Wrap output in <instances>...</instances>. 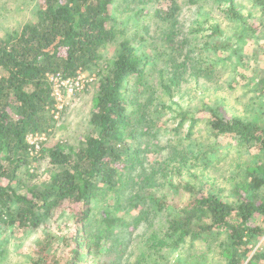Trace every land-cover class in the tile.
I'll use <instances>...</instances> for the list:
<instances>
[{
	"label": "trees",
	"instance_id": "trees-1",
	"mask_svg": "<svg viewBox=\"0 0 264 264\" xmlns=\"http://www.w3.org/2000/svg\"><path fill=\"white\" fill-rule=\"evenodd\" d=\"M38 1L34 21L0 38V223L36 229L66 204L73 221L46 230L30 264H89L90 258L102 255L110 230L129 226L119 216L121 210L133 216L134 225L151 220L153 226L143 239L141 259L132 264H209V252L214 249L226 264H264V196L259 195L264 188V110L241 113L228 105L229 93L238 87L234 78H242L236 68L241 64L185 52L184 43L175 39L177 0H164L165 8L157 10L164 25L162 68L159 61L134 47L131 39L119 40L112 13L115 0ZM251 1L264 18V0ZM187 2L225 5L227 20L244 23L236 0ZM209 21L205 17L197 26L194 23L189 35L210 40L213 45L204 42L208 52L228 47L217 43L221 26L215 21L212 33L201 35ZM116 42L118 55L106 60L109 46ZM94 67L100 69L101 80L90 129L77 146L57 142L42 149L50 167L22 193L21 182L12 183L20 168L29 164L27 136L44 132L46 116L55 110L53 79L68 80ZM227 68L232 78L224 80L230 83L225 96L216 83L222 78L221 69ZM190 80L204 99H216L217 106L203 118L195 112L204 111L207 103L197 110L173 108V100ZM251 90L257 97L249 102L255 104L264 96V76ZM168 115L173 127L165 120ZM200 121L206 126L197 140L194 135ZM160 137L165 138L164 158L159 169H149L145 155L151 146L143 143L147 138L161 142ZM223 142L231 144L225 147ZM231 147L240 160L230 171ZM223 167L228 172L218 173ZM134 176L129 186L128 179ZM218 178H224L227 186ZM5 179L6 185L2 184ZM160 181L162 189L188 196L187 202L180 205L169 195L155 194L151 189ZM100 191L112 192L118 200L102 212V234L90 226L92 204ZM222 234H227L225 239ZM201 242L206 251L182 259L185 246L193 250Z\"/></svg>",
	"mask_w": 264,
	"mask_h": 264
},
{
	"label": "rangeland",
	"instance_id": "rangeland-1",
	"mask_svg": "<svg viewBox=\"0 0 264 264\" xmlns=\"http://www.w3.org/2000/svg\"><path fill=\"white\" fill-rule=\"evenodd\" d=\"M236 2L244 16V23L237 25L224 17L223 10L226 8L225 5L207 2L202 5L191 6L187 0H177L180 13L176 23L178 30L175 29V39L183 42L185 45L184 51L188 53L193 52V56L199 57L200 53H202L201 57H208L211 61H217L219 58L226 57L228 58V62L240 63L241 66H237L236 68L242 74V78L240 76L239 78H234L235 81H238V87L234 91L229 93L228 85L230 83L224 81L227 77V80L232 78V73L229 72L228 68V70L221 69L223 75L222 78L217 80L216 84L219 92L220 88H222L220 94L226 96L229 93L230 101H228V105L234 106L241 113H244V111L246 113L249 110V113L253 114L255 111L264 110V96L257 99L255 104L249 102L252 98L257 97V94L251 90L252 86L264 76V18L261 11L253 5L251 0H236ZM38 3V0H0V38H5L13 31L19 30L27 22L34 21L39 6ZM161 8H165L164 0H115L112 6L115 20L114 25L117 28L119 40L123 38L131 39L134 47L139 51L148 54L156 62L159 61L158 66L160 67L158 68H162L165 52L163 49L165 45L162 36L163 32L161 31L164 25L157 15V10ZM205 17H209L210 21L205 24L204 28H206V31L202 32L201 35H210L212 33L210 28L213 25L212 21H215L221 26V36L216 38L217 43H220L222 46L226 44L228 47L220 48L218 46V50L220 51L213 49L208 52L204 49V42L207 41L209 45H213L210 40L189 35L191 26L194 23L197 26V22L201 23ZM119 50L117 42L111 44L105 54V59H113L118 55ZM99 70L98 67H94L91 70L80 73L78 76L70 79L74 82L71 86L67 87L61 84L60 78L53 79V95L56 100L55 110L49 112L46 116L48 119L46 130L39 133L40 135L38 134L37 140H33L37 142L36 144L39 145V149L35 151L29 150L30 158H28V166L20 168L12 183L13 186H16L21 182L19 190L21 189L22 193H25L28 184L42 178L50 167L49 159L42 149L51 148L57 142L77 146L83 141L84 136L90 129V117L95 106V93L101 80ZM79 76H81V79L79 86H77L75 79ZM201 91L196 82L190 80L181 87L180 93L173 100V108L182 107L197 110L198 106H203L207 103L204 111L195 112L197 117H205L213 111L217 103H215L216 99L213 97L204 99ZM216 94L218 95L219 93L216 92ZM245 107L247 108L245 109ZM51 117H53V120H49ZM169 118H171L170 115L166 116L165 120H168L169 125L173 127L174 125ZM205 126V121L198 123L194 138L199 140L202 137ZM168 129L170 130V127ZM187 129L188 124L185 125L182 132L183 135L186 134ZM159 139L163 140L161 142H154V140L148 141L147 138L143 143L144 147L148 143L151 146L145 155L146 166L149 169H159L161 159L164 158L165 154L162 153L161 149L165 145V138L160 137ZM223 144L226 147L231 143L223 142ZM231 152L227 163V169L230 171L237 168L238 161L240 160L236 158V151L233 147H231ZM245 158L247 159L246 156ZM227 169L224 167L220 168L218 173H226L228 172ZM211 174L214 175V173ZM190 176L195 180L194 175ZM136 178V176L129 178L127 184L129 186L133 185ZM185 178L188 179V175H185ZM218 180L223 186H227L226 183H222L224 178H218ZM195 181L198 182L197 180ZM8 183V179L2 181L4 185ZM162 183L160 181V185L154 186L151 190L155 194L169 195L180 205L185 204L188 196L175 194L167 188L162 189ZM263 194L264 188L259 195L263 197ZM98 196L99 198L92 204L93 212L90 226L93 232L102 234L105 233L104 224L102 223V212L105 209H109V204L118 202V200H116L112 192L100 191ZM115 215H118V211ZM120 215L124 216L126 221L129 222V226L116 227L114 230H110L108 232L110 237L104 241L102 255L96 259L90 258L89 264H132L141 259V256H138V254L140 255L145 246L143 239L150 233L153 227L151 220L150 224L144 222L136 226L134 225L132 215L125 214L123 210L120 211ZM72 221L73 216H71L70 208L66 204L64 207L56 210L53 216L47 219V223H43L36 229L20 228L18 226L9 227L0 223V264H30L36 244L44 237L46 230L54 231L59 225L64 226L70 224ZM226 235L222 234L221 239H225ZM260 244H262V240L257 243V247ZM183 249V260L190 256H197L201 251L207 250L203 242L193 247V250H190V245L185 246ZM149 262L152 263L154 261L150 260ZM208 263L226 264L220 251L216 249L209 252Z\"/></svg>",
	"mask_w": 264,
	"mask_h": 264
},
{
	"label": "built area",
	"instance_id": "built-area-1",
	"mask_svg": "<svg viewBox=\"0 0 264 264\" xmlns=\"http://www.w3.org/2000/svg\"><path fill=\"white\" fill-rule=\"evenodd\" d=\"M80 79H81V76H79L77 79H75L76 80L75 84L77 86H79ZM61 81H62L61 84L63 86H65V87L71 86L72 83L74 82V81H71L70 79H68V80H61ZM38 134H34V135L31 134V135L27 136V142L29 144V150H31V151H35V150H38L39 149V145L36 144L37 142H34L33 141V140H37L38 139V136L40 135V134L39 135Z\"/></svg>",
	"mask_w": 264,
	"mask_h": 264
}]
</instances>
